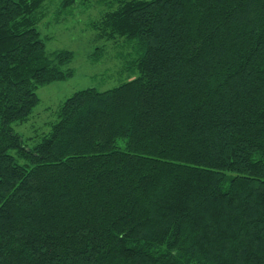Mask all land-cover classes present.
Returning <instances> with one entry per match:
<instances>
[{"label":"trees","instance_id":"1","mask_svg":"<svg viewBox=\"0 0 264 264\" xmlns=\"http://www.w3.org/2000/svg\"><path fill=\"white\" fill-rule=\"evenodd\" d=\"M47 1L0 0V264H264V0H62L107 8L91 29L135 76L29 148L13 126L72 75Z\"/></svg>","mask_w":264,"mask_h":264},{"label":"rangeland","instance_id":"2","mask_svg":"<svg viewBox=\"0 0 264 264\" xmlns=\"http://www.w3.org/2000/svg\"><path fill=\"white\" fill-rule=\"evenodd\" d=\"M61 2L62 0L46 2L45 18L37 29L48 54L60 51L72 54V60L63 68L72 75L64 81L38 87L35 90L38 104L28 122L13 126L14 132L29 148L40 142L42 135L55 122L58 108L76 92L85 89L105 92L135 76L124 70L125 63L120 56L125 53L128 60H133L136 55L130 49L97 41L91 29L92 22L98 20L107 8L76 4L72 9L58 13Z\"/></svg>","mask_w":264,"mask_h":264}]
</instances>
